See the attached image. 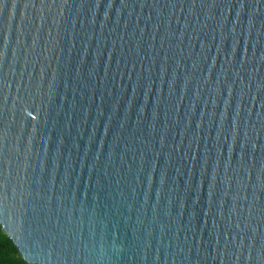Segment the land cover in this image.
Instances as JSON below:
<instances>
[{"label":"water","instance_id":"1","mask_svg":"<svg viewBox=\"0 0 264 264\" xmlns=\"http://www.w3.org/2000/svg\"><path fill=\"white\" fill-rule=\"evenodd\" d=\"M0 226L30 264H264V0H0Z\"/></svg>","mask_w":264,"mask_h":264},{"label":"trees","instance_id":"2","mask_svg":"<svg viewBox=\"0 0 264 264\" xmlns=\"http://www.w3.org/2000/svg\"><path fill=\"white\" fill-rule=\"evenodd\" d=\"M0 264H30L0 226Z\"/></svg>","mask_w":264,"mask_h":264}]
</instances>
